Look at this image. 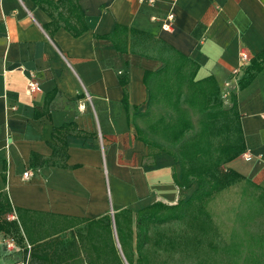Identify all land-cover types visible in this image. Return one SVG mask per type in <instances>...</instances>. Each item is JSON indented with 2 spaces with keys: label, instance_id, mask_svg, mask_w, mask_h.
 I'll list each match as a JSON object with an SVG mask.
<instances>
[{
  "label": "crops",
  "instance_id": "0c3cea01",
  "mask_svg": "<svg viewBox=\"0 0 264 264\" xmlns=\"http://www.w3.org/2000/svg\"><path fill=\"white\" fill-rule=\"evenodd\" d=\"M80 5L88 31L75 38L64 29L50 36L44 26L51 19L33 0H0V192L7 193L15 211L9 216L20 217L23 251L66 233L63 242L71 234L85 235L80 219L104 226L103 217L110 215L114 227L122 211L135 213L157 202L176 205L196 189L176 185L179 165L138 139L123 105L121 80L127 81L130 107L141 113L149 100L144 74L164 67L130 51L132 29L197 63L196 80L213 77L221 94H236L247 150L227 168L264 192V69L243 90L232 81L241 50L251 55L249 66L264 52V0H156L153 6L141 0H81ZM169 14L175 21L165 31ZM117 26L128 29L126 53L96 38L111 35ZM30 73L39 83L33 94ZM65 124L73 126L66 151L53 139L54 129ZM80 227L84 232H75ZM102 230L92 232L96 236L85 243L86 253L99 259L96 264H119ZM5 235L0 231V264H15ZM94 244L101 249L94 251Z\"/></svg>",
  "mask_w": 264,
  "mask_h": 264
},
{
  "label": "trees",
  "instance_id": "16d2710c",
  "mask_svg": "<svg viewBox=\"0 0 264 264\" xmlns=\"http://www.w3.org/2000/svg\"><path fill=\"white\" fill-rule=\"evenodd\" d=\"M33 2L50 17L51 22L44 26L50 36L59 29L66 30L75 38L88 31L85 13L80 5L81 0ZM127 34V28L117 26L111 35L96 38L110 40L119 52L126 53ZM131 36V52L158 59L164 67L158 72H145L143 80L149 100L147 109L141 113L137 107H130L126 92L127 81L121 80L124 89L123 105L136 129L138 139L152 152L165 153L179 165L181 175L180 178L175 175L176 185L183 190L196 187L188 200H180L176 205L157 202L135 213L125 210L115 215L114 224L122 249L124 250L126 243L125 231L133 235L134 220L138 254L136 264H150L146 251L152 243L154 229L186 220L195 205L207 204L217 194L238 181L252 183L238 172L227 168L229 163L244 155L247 150L237 110L236 94L231 93V107L226 109L221 89L213 77L196 80L199 70L197 63L150 34L132 29ZM136 39H140L142 44H136ZM263 69L264 52L253 58L251 66L246 68L238 82L239 89H245ZM72 129L73 126L68 124L54 129L53 139L65 151V138ZM56 155L55 149L53 157ZM65 156L67 157V154ZM62 166L66 167L65 164ZM3 180L6 183V177ZM14 212L7 193L0 192L1 232L8 234L9 228L16 231L22 229L19 216L17 221L10 222L7 219ZM103 220L108 222L104 226L99 224L100 220H78L77 222L86 224L88 233L71 234L67 242L57 236L30 243V250L25 251L30 254V263L96 264L99 259L95 261L90 258L86 253L85 243L94 239L96 234L92 232L97 227L103 229L102 236L107 238L110 243L108 246L116 253L119 261L112 218L106 215ZM72 221L71 225L74 224ZM122 223L124 227H121ZM89 235L93 237L90 238ZM100 249L97 244L93 245L94 251Z\"/></svg>",
  "mask_w": 264,
  "mask_h": 264
},
{
  "label": "rangeland",
  "instance_id": "374dc122",
  "mask_svg": "<svg viewBox=\"0 0 264 264\" xmlns=\"http://www.w3.org/2000/svg\"><path fill=\"white\" fill-rule=\"evenodd\" d=\"M230 95L221 94L226 109L231 107ZM9 229L3 237L15 239L22 247L13 253V262L18 263L25 254V237L21 228ZM113 231L119 264H136L135 228L133 235L125 231L124 250L115 224ZM75 232H84V228ZM68 237L66 233L61 239ZM146 253L150 264H264V192L253 184L238 181L207 204L195 205L186 220L154 229Z\"/></svg>",
  "mask_w": 264,
  "mask_h": 264
},
{
  "label": "built area",
  "instance_id": "2783aa9c",
  "mask_svg": "<svg viewBox=\"0 0 264 264\" xmlns=\"http://www.w3.org/2000/svg\"><path fill=\"white\" fill-rule=\"evenodd\" d=\"M141 1H147L151 6H153L156 3V0H141ZM175 21V15L169 14L167 18L164 21L163 24V30L169 31L173 28ZM251 62V55L246 50H241L239 54V66L232 71V81L235 83L239 82L240 76L244 74L246 68L250 65ZM27 84H28V90L30 94H33L39 90V83L36 79V76L33 75V73H30L27 77ZM230 87V83H227L225 85V88L227 89ZM228 93H224V97H226ZM247 158V156H245ZM25 177L29 176V173L24 174ZM17 218L15 216H8V220H16ZM6 249L11 253H17L22 250V248L16 243L15 239L8 238L6 239L4 243ZM30 246L27 247L28 250H30ZM15 264H30V254L28 253L21 262L15 263Z\"/></svg>",
  "mask_w": 264,
  "mask_h": 264
}]
</instances>
